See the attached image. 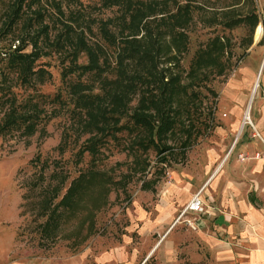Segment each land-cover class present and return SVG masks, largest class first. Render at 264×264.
<instances>
[{
  "label": "rangeland",
  "instance_id": "rangeland-1",
  "mask_svg": "<svg viewBox=\"0 0 264 264\" xmlns=\"http://www.w3.org/2000/svg\"><path fill=\"white\" fill-rule=\"evenodd\" d=\"M11 1L0 0V78L5 71L8 52L21 42L18 37L25 36L20 23L7 32L6 16ZM186 1L192 5V18L185 27L187 44L181 54L180 66L173 67L187 70L196 51L215 35L223 36L226 41L222 56L224 73H209L208 78L199 80V84L194 86L198 99L189 118L194 124L189 127V145L185 147L182 144L187 131L184 127L178 129V126L167 139L171 149L158 153L150 148L141 154V165L147 163L145 170H141L134 166V156L126 148L130 136L122 130L107 137L94 162L88 153L77 162L75 152L88 134L77 128L76 119L68 109L71 104L62 108L56 103L53 110L51 103L45 104L47 110L55 111V114L52 113L44 124L43 134L39 129L42 124L32 134L19 130L0 134V264H61L63 259L79 254L86 247L109 248L124 240L142 249L139 229L133 226L140 220L139 210L143 209L146 219H151L157 204L182 207L234 142L236 146L229 156L230 162H242L238 153L253 149L248 143L254 138L248 135V127L242 124L262 61L254 96L264 90V0H169L165 9L173 10L176 2L183 4ZM55 2L60 4L63 14ZM31 9L44 11L42 20H32L33 28L41 23L49 24L51 41L45 43L42 40L48 54L39 57L37 63H42L50 76L35 86H25L19 83L15 73H9V82L18 102L30 95L37 99L38 93L52 96L58 90L66 95L61 69L63 63L69 61L66 57L68 48L61 52L62 47L53 45L52 40L64 29V22L76 27L77 33L84 31L89 42L105 44L100 36L99 23L119 13L117 5H107L104 0H39L33 2ZM25 12L34 16L29 8ZM249 13H256L258 18L253 30L249 23L252 19L245 18ZM232 19L241 20L233 24ZM155 22H152L154 29L157 26ZM27 41L26 50L29 51L31 42ZM108 52L113 58L111 50ZM86 61L87 56L82 52L78 62ZM185 75L184 71L183 82L189 81ZM70 77L76 78V75ZM4 107L6 101L0 100V118ZM182 118L184 124H188L186 113ZM63 138L68 142L61 150L58 144ZM44 162L47 163L43 171L41 165ZM60 165L69 173L65 185L79 170L90 165H95L117 182L112 184L107 195H104L99 182L91 184L82 196V210L66 217L56 238L49 240L43 238L39 231V223L45 219L39 213V206L45 184L55 183L60 178L58 175L50 177V172ZM40 172L44 177L39 176ZM186 184H190L191 194L182 204L178 190ZM218 192L219 189L215 196ZM148 264H155L154 257H150Z\"/></svg>",
  "mask_w": 264,
  "mask_h": 264
},
{
  "label": "trees",
  "instance_id": "trees-1",
  "mask_svg": "<svg viewBox=\"0 0 264 264\" xmlns=\"http://www.w3.org/2000/svg\"><path fill=\"white\" fill-rule=\"evenodd\" d=\"M36 1L39 0H12L6 16L7 32L20 23L25 36L18 37L21 42L8 52L5 71L0 78V100L6 101L0 118V134L14 130L32 134L39 124H42L40 134H43L44 124L52 113L55 114L53 104L58 103L62 108L71 104L68 109L76 119L77 128L88 134L75 152L77 162L85 153L90 154L94 162L107 137L122 130L130 136L126 148L134 156V166L141 170L147 165H141V154L150 148L158 153L171 149L167 139L178 126V129L184 127L187 131L182 144L189 145V127L194 125L189 118L198 99L194 86L199 80L208 78L209 73H224L222 56L226 49L225 38L215 35L196 51L187 70L173 67L180 66L181 54L186 49L188 36L185 27L192 18L191 2H176L173 10H166L169 0H104L105 4L119 8L115 17L99 23L100 36L105 44L89 42L84 31L77 33L76 27L64 22V29L52 40L53 45L62 47L61 52L68 48L66 57L69 61L63 63L61 69L66 95L58 90L52 96L38 93L37 99L30 95L18 102L9 82V73H15L19 83L25 86H35L50 76L48 69L37 63L39 57L48 54L42 40L49 42L51 36L48 23L33 28L32 20L41 19L44 14L41 9H31ZM55 5L63 14L60 4L55 2ZM26 8L34 16L26 13ZM245 18L252 19L249 23L253 30L258 22L257 14L249 13ZM240 20L232 19L231 22L236 24ZM154 21L156 29L152 24ZM27 39L31 42L29 51L26 50ZM109 50L113 58L109 56ZM82 52L87 56L86 62H78ZM184 71L189 81H182ZM70 75H76V78ZM47 103L52 104V110H47ZM184 113L188 124H184ZM67 142L63 138L58 147L63 150ZM45 163L41 165L43 171ZM41 172L39 176L44 177ZM57 175L60 178L55 183L45 184L39 206L40 215L45 217L39 223V231L49 240L56 238L66 217L82 210V196L91 184L99 182L107 195L112 184L117 182L95 165L79 170L68 185L65 183L69 173L61 165L50 172V177Z\"/></svg>",
  "mask_w": 264,
  "mask_h": 264
},
{
  "label": "crops",
  "instance_id": "crops-1",
  "mask_svg": "<svg viewBox=\"0 0 264 264\" xmlns=\"http://www.w3.org/2000/svg\"><path fill=\"white\" fill-rule=\"evenodd\" d=\"M262 67L263 61L258 83ZM255 91H250L245 113L249 109L260 136L248 123L242 124L254 138L248 143L251 150L264 149L258 140H264V90L254 96ZM235 146L234 142L194 193L190 184L178 190L182 204L200 191L203 212L181 215L189 200L180 208L157 204L151 219L141 209L133 226L139 229L142 249L127 240L109 248L86 247L61 264H148L150 257L155 264H264V163L259 159L230 162ZM187 220H194L196 228H190Z\"/></svg>",
  "mask_w": 264,
  "mask_h": 264
},
{
  "label": "built area",
  "instance_id": "built-area-1",
  "mask_svg": "<svg viewBox=\"0 0 264 264\" xmlns=\"http://www.w3.org/2000/svg\"><path fill=\"white\" fill-rule=\"evenodd\" d=\"M263 97H264V92H263ZM244 122L248 123L249 125H251L253 132L259 135V132L257 130V128L254 126V124L252 123L249 114L244 116ZM263 144H264V140H262ZM238 157L241 160H248V159H259L264 163V149H255V150H245V151H241L238 153ZM187 211H191V212H195V213H201L204 211V206H203V200L201 197V192L198 191L196 192L191 199L189 200V202L186 204L185 208L183 209V212L181 213V215H183L185 212ZM187 223L189 225L190 228L195 229L196 228V224L194 220H187Z\"/></svg>",
  "mask_w": 264,
  "mask_h": 264
},
{
  "label": "bare ground",
  "instance_id": "bare-ground-1",
  "mask_svg": "<svg viewBox=\"0 0 264 264\" xmlns=\"http://www.w3.org/2000/svg\"><path fill=\"white\" fill-rule=\"evenodd\" d=\"M257 84H258V77H257V79H256V81H255V83H254V86H253V89H254V90L252 89V92L255 91V89H256V87H257ZM248 110H249V109H248ZM248 110L246 111V115H248V112H249Z\"/></svg>",
  "mask_w": 264,
  "mask_h": 264
}]
</instances>
